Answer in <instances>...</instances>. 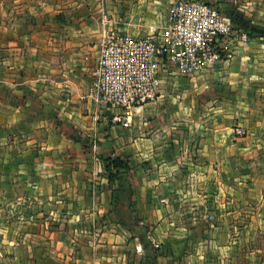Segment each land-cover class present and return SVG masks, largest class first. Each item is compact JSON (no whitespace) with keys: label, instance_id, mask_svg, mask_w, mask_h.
<instances>
[{"label":"crops","instance_id":"0c3cea01","mask_svg":"<svg viewBox=\"0 0 264 264\" xmlns=\"http://www.w3.org/2000/svg\"><path fill=\"white\" fill-rule=\"evenodd\" d=\"M203 1L253 34L124 125L88 95L99 41L158 39L175 0H0V264H140L142 226L157 264H264V0Z\"/></svg>","mask_w":264,"mask_h":264},{"label":"built area","instance_id":"2783aa9c","mask_svg":"<svg viewBox=\"0 0 264 264\" xmlns=\"http://www.w3.org/2000/svg\"><path fill=\"white\" fill-rule=\"evenodd\" d=\"M249 36L235 28L214 5L203 0H175L167 22L154 36L134 38L106 32L99 41L98 64L88 88L97 103L120 114L129 125L135 107L157 98L167 70L191 75L229 60ZM237 134L244 128L235 127Z\"/></svg>","mask_w":264,"mask_h":264},{"label":"trees","instance_id":"16d2710c","mask_svg":"<svg viewBox=\"0 0 264 264\" xmlns=\"http://www.w3.org/2000/svg\"><path fill=\"white\" fill-rule=\"evenodd\" d=\"M219 8V7H218ZM220 9V8H219ZM221 10V9H220ZM224 14V12L221 10ZM225 15V14H224ZM235 28L238 26L233 25ZM247 34L252 35V31H247ZM107 176L109 180L117 179L118 185L117 188L113 189L112 204L116 206L118 200L120 201V193L126 192L127 202L130 208V212L138 214L137 209L135 208L134 201L132 200V195L134 191L129 182V170L130 166L127 162L115 158L112 160H107L105 165ZM132 222H139L140 217L135 215H130ZM149 229L147 226H142L137 230V235L140 238L144 250V257L140 264H157L156 258L159 253L158 248L150 241L148 238Z\"/></svg>","mask_w":264,"mask_h":264},{"label":"water","instance_id":"95a60500","mask_svg":"<svg viewBox=\"0 0 264 264\" xmlns=\"http://www.w3.org/2000/svg\"><path fill=\"white\" fill-rule=\"evenodd\" d=\"M258 31L264 33V29H258Z\"/></svg>","mask_w":264,"mask_h":264},{"label":"rangeland","instance_id":"374dc122","mask_svg":"<svg viewBox=\"0 0 264 264\" xmlns=\"http://www.w3.org/2000/svg\"><path fill=\"white\" fill-rule=\"evenodd\" d=\"M223 11V10H222ZM224 12V11H223ZM254 27V26H253ZM253 27H252V30H253ZM259 33H261V32H259ZM185 76H187V75H185Z\"/></svg>","mask_w":264,"mask_h":264}]
</instances>
